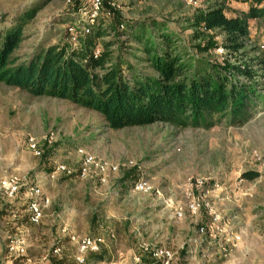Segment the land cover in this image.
I'll return each instance as SVG.
<instances>
[{
    "label": "rangeland",
    "instance_id": "rangeland-1",
    "mask_svg": "<svg viewBox=\"0 0 264 264\" xmlns=\"http://www.w3.org/2000/svg\"><path fill=\"white\" fill-rule=\"evenodd\" d=\"M72 1L0 0V33L19 26L26 13L37 9L24 23L23 42L14 56L23 59L38 48L69 43L66 29L81 15ZM118 1L115 8L109 6L124 19L163 20L184 51L201 56L185 18L206 7V1L198 0V6L187 0ZM251 3L226 0V13L246 12ZM248 34L247 49L254 57L263 50L261 20H249ZM120 37L111 48L114 54L152 75L146 62L137 61L144 56L140 45ZM225 52L220 48L212 56ZM211 117L199 125L156 122L117 130L93 109L35 97L0 82V264H51L53 256L75 264L76 241L71 237L81 235L105 241L97 254L86 255L85 264H149L151 253L164 248L175 254L172 264H264V98L239 124L228 116ZM31 138L40 146V156L31 149ZM80 148L120 165L119 172L109 174L106 185L78 174L50 179L58 162L77 168ZM256 152L262 160L255 159ZM130 160L133 166L124 165ZM246 172L258 175L249 179ZM141 176L149 180V192L132 189V180ZM13 178L20 188L9 197L5 183ZM34 184H41L50 200L39 224L30 222L27 207V188ZM197 197L202 208L190 214L186 205ZM179 207L185 211L181 218L176 215ZM213 213L221 218L214 225ZM201 226L206 232H199ZM230 234L241 240L228 241ZM11 245L24 253L17 255Z\"/></svg>",
    "mask_w": 264,
    "mask_h": 264
},
{
    "label": "trees",
    "instance_id": "trees-1",
    "mask_svg": "<svg viewBox=\"0 0 264 264\" xmlns=\"http://www.w3.org/2000/svg\"><path fill=\"white\" fill-rule=\"evenodd\" d=\"M107 1L90 32L77 36L76 46L53 44L22 59L14 53L23 42L24 23L37 9L26 13L19 26L0 33V82L35 97L59 98L93 109L117 130L156 122L199 125L214 114L228 116L234 124L250 118L258 99L264 98V49L249 56L248 23L261 20L264 30V0H252L246 12L231 16L226 13V0H204L206 7L185 18L193 29L191 39L199 41L193 48L200 57L178 45V36L165 21L126 20ZM72 2L76 14L88 3ZM110 34L115 40L104 39ZM120 36L140 45L144 56L134 57L146 62L152 75L122 54H114L111 48ZM220 48L226 52L213 57ZM257 175L244 173L249 179ZM55 257L51 264H66L65 258Z\"/></svg>",
    "mask_w": 264,
    "mask_h": 264
},
{
    "label": "built area",
    "instance_id": "built-area-1",
    "mask_svg": "<svg viewBox=\"0 0 264 264\" xmlns=\"http://www.w3.org/2000/svg\"><path fill=\"white\" fill-rule=\"evenodd\" d=\"M70 1V0H68ZM104 0H88L86 9L80 10L79 13L80 19L78 22L74 24H70L66 31L69 44L71 43L73 46H76L79 42L77 38L78 35H85L89 33L91 30V26L95 23L96 17H98L103 9H104ZM118 0H108V4H110L113 8L118 6ZM190 4L194 6H198L200 2L198 0H187ZM108 15L112 14V11L107 12ZM81 21V22H80ZM125 24L120 25V29H125ZM73 41L74 43L70 42L69 40ZM262 48L264 49V43L262 44ZM99 50H96L94 54L98 56ZM52 136L49 138V140ZM30 147L34 151L37 156L42 154L40 146L38 145L37 141L34 139H30ZM79 155H81L79 164L77 168H71L69 165L64 163H56L54 168L49 172L50 179H56L59 174H64L68 176H74V174H78L81 178H90L94 177L96 181L100 185H106L109 180V174L119 172L120 165L110 162L105 159L97 158L91 151L85 150L84 148H80L78 150ZM256 160H262V154L260 152H256L254 154ZM127 166H133L134 162L132 160L127 161ZM197 185L201 186L202 181L198 180ZM134 191L136 192H149L152 187L149 184V180L146 179L144 176H141L132 181L131 185ZM20 188V181L17 178H13L7 183H5V190L7 191V195L9 197H14L19 191ZM27 207L29 209V220L32 224H39L44 213V206L48 205L49 197L44 196V191L42 190L41 184H34L27 188ZM202 200L200 197L191 199L190 202L186 205V210L190 214L197 213L202 208ZM184 208L179 207L176 209L177 217L181 218L184 216ZM212 224H216L221 220L220 216L216 213L212 214ZM200 233L206 232L204 227L199 228ZM113 235V234H112ZM228 236V241L231 242H238L241 240L240 235H233ZM71 239L76 241V252H75V264H85L87 254L92 252H99L102 245L104 244V239L100 236H72ZM144 249L148 251V247L146 244L143 245ZM11 251H15L17 255H22L24 253V249L19 248L17 246H10ZM59 251L58 248L54 249V252L57 253ZM152 260L149 264H172L175 254L172 253V250L169 248L159 249L156 252H152Z\"/></svg>",
    "mask_w": 264,
    "mask_h": 264
}]
</instances>
